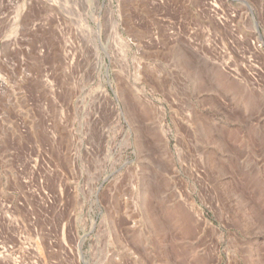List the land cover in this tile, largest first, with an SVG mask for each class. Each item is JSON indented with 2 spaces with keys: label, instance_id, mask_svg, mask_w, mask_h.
<instances>
[{
  "label": "rangeland",
  "instance_id": "obj_1",
  "mask_svg": "<svg viewBox=\"0 0 264 264\" xmlns=\"http://www.w3.org/2000/svg\"><path fill=\"white\" fill-rule=\"evenodd\" d=\"M0 264H264V0H0Z\"/></svg>",
  "mask_w": 264,
  "mask_h": 264
},
{
  "label": "bare ground",
  "instance_id": "obj_2",
  "mask_svg": "<svg viewBox=\"0 0 264 264\" xmlns=\"http://www.w3.org/2000/svg\"><path fill=\"white\" fill-rule=\"evenodd\" d=\"M3 82V81H2ZM206 219V218H205Z\"/></svg>",
  "mask_w": 264,
  "mask_h": 264
}]
</instances>
